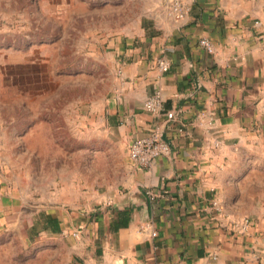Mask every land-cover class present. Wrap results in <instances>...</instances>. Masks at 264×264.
I'll return each mask as SVG.
<instances>
[{
    "label": "crops",
    "instance_id": "1",
    "mask_svg": "<svg viewBox=\"0 0 264 264\" xmlns=\"http://www.w3.org/2000/svg\"><path fill=\"white\" fill-rule=\"evenodd\" d=\"M144 1L138 28L110 43L115 87L101 125L107 157L122 162L114 179L66 172L48 189L0 126V239L62 241L73 264H264V0H184L181 21L168 0ZM157 91L174 120L145 110ZM157 122L171 154L143 169L129 146ZM245 218L248 231L226 228Z\"/></svg>",
    "mask_w": 264,
    "mask_h": 264
},
{
    "label": "rangeland",
    "instance_id": "2",
    "mask_svg": "<svg viewBox=\"0 0 264 264\" xmlns=\"http://www.w3.org/2000/svg\"><path fill=\"white\" fill-rule=\"evenodd\" d=\"M0 12V126L17 164L49 189L114 179L122 162L102 145L115 87L112 39L140 24L144 0H9ZM41 176V177H40ZM0 264H73L59 240L0 239Z\"/></svg>",
    "mask_w": 264,
    "mask_h": 264
},
{
    "label": "built area",
    "instance_id": "3",
    "mask_svg": "<svg viewBox=\"0 0 264 264\" xmlns=\"http://www.w3.org/2000/svg\"><path fill=\"white\" fill-rule=\"evenodd\" d=\"M169 12L171 16L178 21L183 20L188 15L190 8L184 0H168ZM199 45L206 52L214 53V46L208 38H202ZM158 68L162 72H167L170 69V64L165 59H160L157 62ZM145 110L153 116L159 118L162 115L166 117L167 121L175 119L174 112H168L164 108V99L161 91H157L153 96L149 97L145 104ZM164 126L161 122H157L154 126L152 133L148 137L136 139L129 146V159L130 161L143 169H151L157 158L169 156L171 154L172 146L170 141L165 138ZM151 198L154 199L153 194ZM213 206L220 212L217 202ZM253 221L250 218H245L239 221L230 222L226 228L230 232L244 233L252 226ZM153 237L157 236L156 232H152ZM73 236L79 238V233L74 232Z\"/></svg>",
    "mask_w": 264,
    "mask_h": 264
},
{
    "label": "trees",
    "instance_id": "4",
    "mask_svg": "<svg viewBox=\"0 0 264 264\" xmlns=\"http://www.w3.org/2000/svg\"><path fill=\"white\" fill-rule=\"evenodd\" d=\"M55 225H56V224H55V222H54V223H52V226H53V228H55Z\"/></svg>",
    "mask_w": 264,
    "mask_h": 264
}]
</instances>
